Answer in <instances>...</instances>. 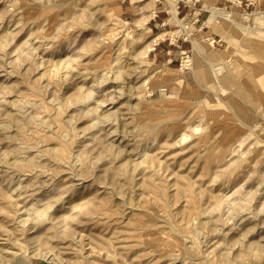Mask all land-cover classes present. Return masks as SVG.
Listing matches in <instances>:
<instances>
[{"label":"rangeland","instance_id":"1","mask_svg":"<svg viewBox=\"0 0 264 264\" xmlns=\"http://www.w3.org/2000/svg\"><path fill=\"white\" fill-rule=\"evenodd\" d=\"M170 1L0 0V264H264V0Z\"/></svg>","mask_w":264,"mask_h":264},{"label":"bare ground","instance_id":"2","mask_svg":"<svg viewBox=\"0 0 264 264\" xmlns=\"http://www.w3.org/2000/svg\"><path fill=\"white\" fill-rule=\"evenodd\" d=\"M175 1L177 2V4H175L174 2H171V1L169 3L171 5L170 6V10H169V13L171 15V20H169L168 22H171V21L175 20L178 24H181L182 20L180 18H178V16H177L178 15V11L177 10L179 9L178 8L179 0H175ZM215 7H216V4L210 10V11H212V13L215 10ZM214 13H215V11H214ZM214 13H213V15L216 17V14H214ZM154 15H155V13H154ZM247 16H249L251 18V20H263L264 19V13H253V14H250V15H246L245 17L248 18ZM216 18H218V17H216ZM222 18H228V15L227 14H223L221 19ZM228 22L231 23L232 25L234 24L233 21H228ZM139 25H140L141 30L143 32L147 30V28L144 27V24L139 23ZM165 36H166V34L164 32H162L160 34L154 35V37H152L151 39H148L146 44H145V48L143 49V52L141 53V57H142L141 59L144 60V61L147 60L148 57H149V53L154 50V47L159 42V40H161ZM193 45H194V50H193L194 56H193V58H191V57L183 58L182 68H180V69L181 70H183V69L190 70L189 73L186 74V76H185L187 81L189 80V77L192 78L195 82H197V80H200V79L201 80H209L210 77H211V72H212V71L210 72L209 70H210V68H213V66H214V64H213L214 59L212 60L211 58H209V56L206 55V51H205V49H203V47L201 45V42H195V43H193ZM211 45L212 44H210V46ZM224 69H225L224 67H221V68L215 70V72H216V74L218 76H220L219 73L220 74L223 73ZM132 71L135 72L134 68L131 69L130 72L133 73ZM154 76H155L154 78H156L157 80H161V81L167 79L166 74H164L162 71L156 72L154 74ZM217 79H218V77H217ZM222 79H224V81H226V82H228V83H230L232 85L235 82L230 76H226V75H224V77H222ZM249 101H250V97H247L244 94V92L242 91V88L235 87V95H234V100H233V103H234V106H235V110L238 111V112L244 111L245 108H246V102H249ZM33 256H35V255H33ZM19 262H20V264H22V263H24V264H44V263H40V261H38V260L35 261V262H32V263H26L24 260L23 261H19ZM50 262H52V261H50ZM45 264H49V263L46 262Z\"/></svg>","mask_w":264,"mask_h":264},{"label":"built area","instance_id":"3","mask_svg":"<svg viewBox=\"0 0 264 264\" xmlns=\"http://www.w3.org/2000/svg\"><path fill=\"white\" fill-rule=\"evenodd\" d=\"M226 1L231 3L232 7H229L230 9H228L227 6L217 7V4H216L215 10H214L215 13L213 11V13L216 14V17L220 18L223 16V14H227L228 18L230 19V17L233 16V12H232L233 6H235V7L239 6L241 8L243 5V0H226ZM249 6H250V4H246V7H249ZM228 10H230V11H228ZM211 13H212V11H211ZM184 57H187V58L189 57L186 52L184 53ZM182 61H183V57L181 59V67H182Z\"/></svg>","mask_w":264,"mask_h":264},{"label":"crops","instance_id":"4","mask_svg":"<svg viewBox=\"0 0 264 264\" xmlns=\"http://www.w3.org/2000/svg\"><path fill=\"white\" fill-rule=\"evenodd\" d=\"M154 16H156V13H155ZM154 16H152V18H153ZM158 17H159V16H158ZM167 23H168V21H166L165 24H167ZM157 45H158V44H157ZM160 51H161V50H160L159 48H155V49H154L153 52H154V53L156 52V54H154L155 57H156V59L158 58V56H159V57H162V56H163V55L160 54ZM150 53H151V52H150ZM167 55H171V54L168 53ZM174 60H175V59H170L168 62L171 63V62H173Z\"/></svg>","mask_w":264,"mask_h":264}]
</instances>
